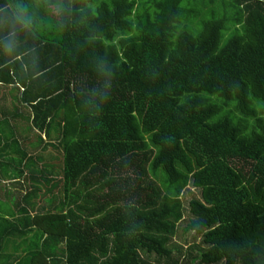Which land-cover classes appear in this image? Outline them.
<instances>
[{
	"label": "trees",
	"instance_id": "obj_1",
	"mask_svg": "<svg viewBox=\"0 0 264 264\" xmlns=\"http://www.w3.org/2000/svg\"><path fill=\"white\" fill-rule=\"evenodd\" d=\"M185 2L0 0V49L32 38L0 84L62 151L0 218V264H264V0L197 35Z\"/></svg>",
	"mask_w": 264,
	"mask_h": 264
},
{
	"label": "crops",
	"instance_id": "obj_2",
	"mask_svg": "<svg viewBox=\"0 0 264 264\" xmlns=\"http://www.w3.org/2000/svg\"><path fill=\"white\" fill-rule=\"evenodd\" d=\"M9 23L10 21L6 20V23L0 24L1 35L3 30L9 28ZM25 33L26 38H18L15 43L0 49V64L29 44L32 38H28V31ZM21 59L20 55L14 60ZM17 69L23 75L20 72L21 67ZM25 70L28 72L29 69ZM24 92L25 88L19 83L0 84V197L16 195L18 201L27 193L24 182L30 178L31 172L35 170L34 166L50 171L53 165L60 166L62 161L57 129L49 137L47 131L41 132L32 125V110L21 103ZM1 186L9 188L12 192L3 191ZM21 189L26 191L21 194Z\"/></svg>",
	"mask_w": 264,
	"mask_h": 264
},
{
	"label": "rangeland",
	"instance_id": "obj_3",
	"mask_svg": "<svg viewBox=\"0 0 264 264\" xmlns=\"http://www.w3.org/2000/svg\"><path fill=\"white\" fill-rule=\"evenodd\" d=\"M211 0H186V2L184 3V8L190 12V14H188V19L183 20V24H186V22L191 23L194 25L193 27V32L197 35L198 33H200V31L202 30L203 27V20L206 16H212V11L215 10L217 11V15L218 16H226V14H229V16H234V12H232L231 10L224 14V9L222 6V2L223 0H215L216 7L211 6L210 5ZM194 10V11H192ZM199 12V13H198ZM192 16V17H191ZM200 16H204L202 19L198 18ZM209 19V18H206ZM205 19V20H206ZM231 33V30L229 28V30L225 33V39H227L229 37V34ZM2 184V182H1ZM3 191L6 192H12L9 188L7 189V187L5 186H1ZM26 190H20L19 192L21 194H23ZM200 198V193L196 190H192L191 192H186L184 195V201H185V206H186V221L185 223L181 224L180 230H179V235L176 238V242L178 244H182L184 245L186 248L189 247L188 244H193L192 240H193V236L185 235L184 234V228L186 227L188 220H189V216H190V212H189V201H191L193 198ZM17 203H18V198L16 195H11V196H5V197H0V218H7L12 220V215L16 212V207H17ZM17 213V212H16ZM189 242V243H188ZM188 243V244H187ZM15 247H13V244L10 245L8 248L4 249V253L8 254V255H16V250L14 249ZM20 253V252H19ZM8 260L11 261L10 259H7L5 261V263H8ZM186 264H192L190 260H186L185 261Z\"/></svg>",
	"mask_w": 264,
	"mask_h": 264
}]
</instances>
